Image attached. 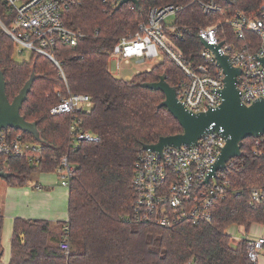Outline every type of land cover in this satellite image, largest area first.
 Masks as SVG:
<instances>
[{"label": "trees", "instance_id": "trees-1", "mask_svg": "<svg viewBox=\"0 0 264 264\" xmlns=\"http://www.w3.org/2000/svg\"><path fill=\"white\" fill-rule=\"evenodd\" d=\"M216 1L226 11L240 10L247 15L257 14L264 5V0ZM172 3L187 6L176 23L192 30L221 20L219 15L205 16L191 0H140V8L126 5L119 11L85 0L82 5L69 8L66 26L83 31L90 38L76 48L57 43L55 56L65 80L55 64L43 56L33 54L29 62L17 63L15 44L0 28V70L11 103L35 74L21 115L36 124L41 141L15 131L44 154L39 166H31L24 159L10 160V177L5 183L23 187L34 173L54 172L64 156L75 168L69 183L68 221L16 219L9 264H259L250 260L246 240L234 244L226 231L237 225L249 233L254 225L264 226V200L250 206L252 189L264 194V136L244 140L241 157L223 170V179L230 187L227 197L214 205L211 224L183 223L164 229L124 220L131 214L134 163L143 147L183 132L169 110L161 107L165 95L144 88L143 84L157 83L164 76L176 88L184 75L166 57L131 80L119 79L109 71V57L121 37L135 32L137 25L147 20L152 7ZM0 20L5 25L11 22L1 1ZM219 32L221 43L238 47L249 44L252 52L259 45V38L253 33L248 32L245 40L237 39L227 24ZM180 46L189 57L203 49L197 37H188ZM69 91L91 97V112H79L76 118L81 121V129L95 136L96 141H81L75 146L70 135L72 115L51 113ZM2 224L0 210V259L4 255ZM66 225L71 243L69 256L59 248Z\"/></svg>", "mask_w": 264, "mask_h": 264}, {"label": "built area", "instance_id": "built-area-1", "mask_svg": "<svg viewBox=\"0 0 264 264\" xmlns=\"http://www.w3.org/2000/svg\"><path fill=\"white\" fill-rule=\"evenodd\" d=\"M0 1L6 5L11 17L9 25L0 20V28L13 40L16 50L20 54L28 51L49 59L65 80L55 50L59 41L76 48L80 42L90 38L89 34L71 29L65 24L67 10L82 5L85 0ZM94 1L107 10L115 11L125 0ZM234 1L237 0H230ZM191 2L198 5L205 16L219 15L221 20L215 25L192 30L176 23L177 16L187 8L186 5L172 3L154 6L149 10L147 20L140 22L135 32L121 37L113 47L109 57L110 73L112 66L119 73L122 65H128L132 60L138 64L147 61L158 64L167 57L183 72L184 77L175 89L184 107L193 114L217 109L223 103L221 93L225 88L226 76L218 65L216 54L202 45L200 52L189 57L180 46L188 37H197L201 44L204 41L214 48L220 46L218 54L227 57L230 64L241 71L237 77V88L245 105L264 100V66L261 63L264 59V5L257 14L247 15L240 10L226 11L216 0ZM126 5L136 7L131 2ZM224 24L231 28L239 40H245L248 32L258 36L257 49L252 52L249 44L238 47L221 43L219 30ZM92 108L93 102L89 95L72 94L69 91L62 103L51 111L53 115H72L70 135L75 146L81 141L97 140L81 129V121L76 118L79 112L90 113ZM225 145L226 140L221 134L211 131L193 146H167L162 152L143 151L134 163V200L131 214L124 220L135 225H152L164 229H173L183 223L194 226L211 224L214 205L227 197L230 184L223 179V171L217 177H212L209 183L205 181ZM16 158L24 159L31 166H39L44 154L22 133L11 128L0 129V172L7 173L10 160ZM74 171L68 157H62L56 172L66 187H69ZM263 200L264 194L259 189L251 190L250 206L254 207ZM245 240L250 260L259 263L264 254V234ZM59 248L69 256L71 243L68 225L64 227Z\"/></svg>", "mask_w": 264, "mask_h": 264}, {"label": "water", "instance_id": "water-1", "mask_svg": "<svg viewBox=\"0 0 264 264\" xmlns=\"http://www.w3.org/2000/svg\"><path fill=\"white\" fill-rule=\"evenodd\" d=\"M230 3V0H225ZM133 3L140 8L138 0H125L115 11H119L123 5ZM202 45L212 50L217 57L218 65L226 76L225 88L222 91L223 103L217 109H210L207 112L193 114L188 111L177 97L176 89L171 87L166 78L161 77L160 81L153 84H143L144 88L160 91L165 95V101L161 107H166L174 118L179 122L183 132L177 136L161 138L155 145L144 146L143 151L162 152L169 147L180 148L182 146H193L208 132H219L226 140V145L213 167L205 183H209L212 177L225 170L228 164L241 157L244 140L248 138L259 139L264 136V100L257 101L248 106L241 100V93L237 88V77L241 71L233 67L228 58L218 54V49L204 41ZM222 45V44H221ZM264 66V59L261 60ZM35 74L22 89L21 93L11 103L6 94V82L3 72L0 70V129L11 128L16 131L31 134L40 142V134L34 123H29L21 115L23 104L31 91ZM10 177V174L0 172L3 180ZM246 238H243L245 240Z\"/></svg>", "mask_w": 264, "mask_h": 264}, {"label": "crops", "instance_id": "crops-1", "mask_svg": "<svg viewBox=\"0 0 264 264\" xmlns=\"http://www.w3.org/2000/svg\"><path fill=\"white\" fill-rule=\"evenodd\" d=\"M58 179H61V177L57 174L56 178L47 179L42 177L41 179H36L31 185L26 184L23 187H9L6 184L5 189H3L5 201L4 203H0L6 238L10 237V231H13L15 220L18 218L47 220L51 222L68 221L69 187H66L64 184L60 186ZM263 227L254 225L249 233H245L242 236V239L261 236L264 232ZM241 229L244 231L242 227ZM10 259L11 248L9 263ZM6 260L7 264L8 258ZM261 260L264 264V254H262Z\"/></svg>", "mask_w": 264, "mask_h": 264}, {"label": "rangeland", "instance_id": "rangeland-1", "mask_svg": "<svg viewBox=\"0 0 264 264\" xmlns=\"http://www.w3.org/2000/svg\"><path fill=\"white\" fill-rule=\"evenodd\" d=\"M32 55L33 54L31 52H28V51H25L23 54H20L18 52V50H16L14 58H15V61L17 63H24V62H29L31 60V58H32ZM154 65H156L154 61H147V62H145L143 64H138L137 62L132 60L130 62V64H128V65H124L123 64L122 68H121V71L119 73H116L114 66H112L111 67V73L116 78H119V79H126V78H131L132 79L135 75L151 69ZM44 174H46V175H44ZM44 174L43 173H34L27 184L31 185L33 182L36 181V179H41L42 177L43 178H47V179H51V178H56L57 177L56 170L54 172L44 173ZM58 180L60 182V186H62L64 184V181L62 180V178L58 179ZM5 186H6L5 181L2 178H0V203H4V201H5V195L3 193V189H5ZM2 228L3 229H2V233H1L2 234L1 239H2V247L4 249V255L0 259V264H6V261H7L6 258H8L7 264H9V255H10V248H11V241H12V233H13V231L12 232L10 231V237L6 238V232L4 230L5 229L4 221H3V224H2ZM11 229H13V228L11 227ZM263 231H264V227H263ZM226 232L232 237L233 243L234 242L237 243L239 240L242 239V236L245 235V232L241 229V227H239L237 225L231 226L230 228L227 229ZM263 234H264V232L261 235H263ZM21 238L24 239L23 236ZM259 264H263L261 259L259 261Z\"/></svg>", "mask_w": 264, "mask_h": 264}]
</instances>
